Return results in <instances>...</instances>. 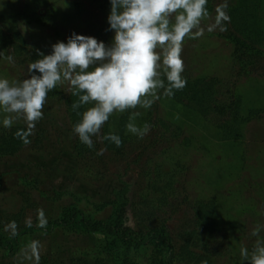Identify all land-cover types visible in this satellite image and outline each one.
I'll use <instances>...</instances> for the list:
<instances>
[{
	"label": "rangeland",
	"instance_id": "374dc122",
	"mask_svg": "<svg viewBox=\"0 0 264 264\" xmlns=\"http://www.w3.org/2000/svg\"><path fill=\"white\" fill-rule=\"evenodd\" d=\"M222 2L208 0L213 18ZM227 3L230 22L226 31H206L203 37L186 39L183 45L182 75L202 80L196 83V100L192 101L193 96L178 99L161 95L150 109L114 113L101 130L100 135L107 136L113 119L137 111V126L151 125L149 133L136 140L141 146L126 144L121 153H116L106 148L105 140L93 137L91 153L80 161L75 154L78 137L72 132L74 122L68 103L71 94L67 84L57 86L59 94L48 96L43 118L31 134L34 140L39 132V143L34 146L29 142L12 155L0 156L1 233L9 234L4 228L11 221L22 233L25 221L31 219L35 231L22 239V248L39 240L43 245L39 264H96L94 255L102 243L99 236L60 228L48 232L47 226L73 204L95 219L107 220L116 192L125 191L124 198L133 202L155 201L159 192H154L151 181L158 183L160 173H172L169 205L163 206L159 215L166 219L174 242L180 243L178 234L196 225L198 210L207 213L212 203L211 215L202 222L200 219V242L207 241L214 230L216 248L223 256L212 258L213 264H247L241 259L240 249L251 251L257 239L251 231L264 225V57L240 71L228 35L236 34L264 52V0ZM110 9L109 0H0V52L15 61L10 64L0 57V78L10 83L27 78V66L36 60L37 50L51 54L52 45L67 43L72 33L96 38L103 29L109 40L106 45L111 44L114 33L106 31ZM41 16L48 17L46 25L35 21ZM212 79L216 82L209 83L213 85L209 96L205 91ZM234 104L240 108L237 115ZM2 119L0 116V127ZM101 149L105 151L98 155ZM147 171L151 176L144 174ZM38 209L44 211L46 228L37 227ZM122 218L125 227H137L130 205ZM260 238H264V228ZM200 242L190 251L203 254ZM152 251V247L140 248L137 262L147 264ZM188 260L185 264H193ZM0 264L21 261L18 254L0 247Z\"/></svg>",
	"mask_w": 264,
	"mask_h": 264
},
{
	"label": "clouds",
	"instance_id": "9594fccd",
	"mask_svg": "<svg viewBox=\"0 0 264 264\" xmlns=\"http://www.w3.org/2000/svg\"><path fill=\"white\" fill-rule=\"evenodd\" d=\"M109 28L114 33L111 44L106 45L94 37L72 35L65 42L52 45L51 54L37 50L40 57L27 66V78L9 82L0 78V116L2 125L11 128L23 121L27 131L34 132L44 115L48 93L57 86L67 84V91L78 97L71 107L80 117L72 132L89 149L94 147L93 137L108 140L117 147L122 144L115 134L101 136V130L114 113L137 108L150 109L163 97H172L186 86L182 77L184 61L181 58L186 39H199L205 32L227 30L230 17L228 3L223 0L215 8L213 18L208 11V0H109ZM13 64L12 56L4 57ZM38 73V74H37ZM83 106L86 110L77 111ZM139 112L129 116L126 129L143 139L151 125L142 127L134 122ZM20 137V133L16 134ZM25 144L29 141L24 138ZM105 149L97 154L103 155ZM26 227L33 226L31 219ZM43 209L37 210V227L46 228ZM264 225H257L251 235L257 237L251 251L240 249L241 259L247 264H264V238L260 233ZM9 238L18 234L15 221L5 225ZM43 245L32 240L18 253V259L39 264ZM207 264V261H202Z\"/></svg>",
	"mask_w": 264,
	"mask_h": 264
},
{
	"label": "trees",
	"instance_id": "16d2710c",
	"mask_svg": "<svg viewBox=\"0 0 264 264\" xmlns=\"http://www.w3.org/2000/svg\"><path fill=\"white\" fill-rule=\"evenodd\" d=\"M47 19V16H41L35 19V21L43 26L46 25ZM246 28L242 29L244 33L247 31ZM96 35V38L100 41L105 44L108 43L109 40L107 34L103 29H100ZM228 39L235 46L234 56L240 71H246L245 65H251L256 58L261 56L264 57V52L240 39L236 34L231 33L228 35ZM35 58H40L37 55V52L35 53ZM182 77L187 82L186 86L182 90L175 91L173 97L181 99L183 97L186 98L193 96V101L195 99L194 96L199 95V92L196 91V83H200L202 80L193 81L190 76L182 75ZM215 82L216 80L214 79H212L211 82H207L208 87L205 93L209 96H212L213 88V85H209V83ZM190 93H194V95H189ZM58 94L59 90L58 87H56L48 93V96L53 97ZM69 99L68 103L71 112V119L75 124L79 121L80 117L73 111L71 105L78 100V97L71 95ZM86 107L88 106H83L77 111L82 113L86 110ZM233 110L236 113H234V115H237L240 108L237 104H234ZM251 114L252 113H250V115ZM128 122L129 115H121L120 117L113 119L111 122V131L109 134L118 135L121 138L122 144L120 147H117L114 143L105 140V146L109 151L121 153L126 144H129L130 146L138 144V146H141V142L137 143L136 141L138 139L137 136L126 132V125ZM26 131V125L23 123H15L11 128L0 127L1 158L12 155L14 152L21 149L23 145H25L23 142L24 138L29 142H33L35 144L34 146L39 143L38 131V138H35L34 140L31 138V134L26 137L24 136ZM17 132L21 134L20 137L16 135ZM40 136H42L41 133ZM92 149L93 148L89 149L86 145L82 144L78 138L76 139L75 154L80 161L86 159L88 153H91ZM85 166L87 167V165ZM158 167L159 165L156 166V169ZM144 174L146 176H151L152 173L151 171H147ZM161 178L163 181H161L162 183L160 184L159 180ZM158 179L156 180L158 183L155 182L154 179L151 181V187L154 192H159V196L155 201L141 199L140 201L133 202L132 200L124 198L125 194L123 193L125 191L116 192L115 201L112 203V213L107 220L95 219L93 216L84 212L79 206L73 204L63 209L60 218L47 226V231L51 232L54 228H60L66 232L94 234L99 236L102 243L97 247L96 255H94L96 264H139L136 260L137 253L139 249L143 247H152L153 249L147 264H185V261L188 259V261L193 264H202V261H207V264H213L212 258H215V256L218 255L223 256L221 249L216 248L218 244H215L216 240L212 232L214 230L210 231L207 241L203 243L200 242L201 236L199 234V231L203 226L200 223L205 217L211 215L214 208L213 204L211 203L207 206L209 210L211 209V211H207V213H205V210L202 208L198 210V220L195 222L196 225L186 229L182 234H178L181 242L179 243L178 241V244H176L174 242V237L166 225V219H163L159 215L161 208L169 205L168 193L171 194L173 192L174 174L166 173V175H161L160 173ZM156 203H158V205H156ZM129 205L137 220L136 228H129L124 225L122 213L124 212L125 207ZM103 206L107 207L108 205L105 204ZM23 228L24 231L22 233L18 232V234L11 239L9 238V234L0 232V247L8 250L11 254H18L22 248V239L26 236L30 237L35 231L34 227L29 228L25 226ZM199 242L202 243L200 245L204 249V253L196 254L194 251H190L191 246L197 247ZM81 264L89 263L83 261Z\"/></svg>",
	"mask_w": 264,
	"mask_h": 264
}]
</instances>
